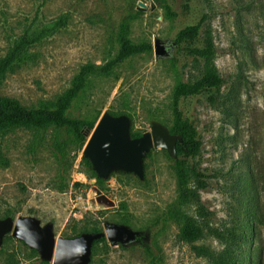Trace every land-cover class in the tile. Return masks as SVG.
Returning a JSON list of instances; mask_svg holds the SVG:
<instances>
[{"label": "rangeland", "instance_id": "obj_1", "mask_svg": "<svg viewBox=\"0 0 264 264\" xmlns=\"http://www.w3.org/2000/svg\"><path fill=\"white\" fill-rule=\"evenodd\" d=\"M195 24L194 43L175 42ZM124 37L150 43L151 52L100 69L115 59ZM207 37L208 64L190 52ZM155 39L174 41L171 57H155ZM16 47L23 48L21 59L0 76V97L52 108L82 66L93 64L66 115H98L96 124L103 112L122 111L132 133L148 131L151 120L173 126L178 83L208 70L223 82L212 95L179 101L200 142L190 160L205 183L196 188L198 202L179 203L173 159L163 149L147 153L143 180L114 171L99 183L81 162L82 149L66 144L59 158L55 143L64 144L65 132L13 127L0 130V219L36 217L52 224L55 238L85 227L102 231L106 223L139 232L128 244L103 237L88 264H217L218 256L230 264H264V0H0V57ZM188 218L202 230L194 242L179 237ZM0 264L53 263L7 233Z\"/></svg>", "mask_w": 264, "mask_h": 264}, {"label": "trees", "instance_id": "obj_2", "mask_svg": "<svg viewBox=\"0 0 264 264\" xmlns=\"http://www.w3.org/2000/svg\"><path fill=\"white\" fill-rule=\"evenodd\" d=\"M200 34V26L187 25L181 29L176 38V43L189 42L194 43ZM23 50V48H22ZM22 50L13 48L4 56L0 57V76H4L7 72L13 70L16 63L21 59ZM152 46L150 43H132L127 38H122L120 49L117 56L112 61L101 66L102 70H109L113 65L123 62L127 57L139 54L142 52H151ZM190 52L197 57L202 58L206 64L211 61L212 43L210 38L205 39L203 46H195L190 49ZM95 66L87 64L82 66L78 74L72 80L71 86L67 88L53 103V107L43 108H28L21 104L17 99L10 97H0V130L13 127H37L47 128L52 126L55 130L63 131L67 134V139L64 144L57 141L55 143V151L59 158L65 157V145L73 144L75 150H81L87 140L85 134L87 128H93L98 117L92 119H75L66 115L74 98L85 87L89 74L94 72ZM223 80L213 71L208 70L200 79L192 83H178L173 89V97L171 103L172 114L174 117L173 126L169 129L172 134H179L182 137L181 142L176 143V155L173 159V168L176 176L178 187V200L181 205L189 202H198V194L196 188H203L205 183L201 180L202 173L199 172L191 163V159L195 157L200 148V142L196 137V132L189 120L183 115L180 107V98L189 95H198L208 93L212 95L221 86ZM116 114L122 111H116ZM133 136H139V133H132ZM81 162L89 167L90 163L86 159ZM99 183L103 180L96 178ZM85 231L98 232L101 231L96 227L83 228L82 230H73V236ZM202 230L198 224L192 219H186L180 228L179 237L185 242H194L200 237ZM102 238L93 242L94 244ZM195 252L199 255L212 257L210 250L204 246H193ZM217 264H230V260H226L221 256L214 259ZM152 264H157L153 261Z\"/></svg>", "mask_w": 264, "mask_h": 264}, {"label": "water", "instance_id": "obj_3", "mask_svg": "<svg viewBox=\"0 0 264 264\" xmlns=\"http://www.w3.org/2000/svg\"><path fill=\"white\" fill-rule=\"evenodd\" d=\"M174 41L155 39L154 55L158 59L172 56ZM131 117L126 113L103 112L93 128L86 129L87 140L82 156L88 160L96 177L105 180L112 172L135 174L144 179V159L151 149H163L175 159L179 134L169 132L167 126L151 120L148 131L139 136L131 132ZM11 233L30 248L36 250L45 261L53 264H88L94 241L106 237L112 244H128L139 232L126 225L106 223L102 231L82 232L72 237L55 238L52 224L41 225L33 216L0 219V244L5 234Z\"/></svg>", "mask_w": 264, "mask_h": 264}, {"label": "flooded vegetation", "instance_id": "obj_4", "mask_svg": "<svg viewBox=\"0 0 264 264\" xmlns=\"http://www.w3.org/2000/svg\"><path fill=\"white\" fill-rule=\"evenodd\" d=\"M138 238V236L136 237V239Z\"/></svg>", "mask_w": 264, "mask_h": 264}]
</instances>
